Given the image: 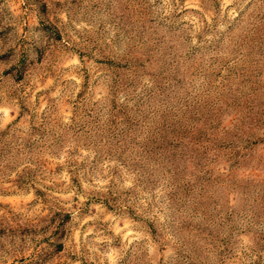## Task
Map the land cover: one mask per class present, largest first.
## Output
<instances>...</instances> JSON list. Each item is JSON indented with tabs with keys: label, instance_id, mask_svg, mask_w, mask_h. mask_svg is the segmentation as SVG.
<instances>
[{
	"label": "rangeland",
	"instance_id": "1",
	"mask_svg": "<svg viewBox=\"0 0 264 264\" xmlns=\"http://www.w3.org/2000/svg\"><path fill=\"white\" fill-rule=\"evenodd\" d=\"M0 264H264V0H0Z\"/></svg>",
	"mask_w": 264,
	"mask_h": 264
}]
</instances>
